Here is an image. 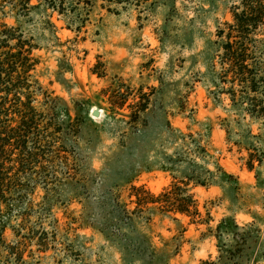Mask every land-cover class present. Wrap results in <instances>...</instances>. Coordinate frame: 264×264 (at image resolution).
<instances>
[{
    "label": "rangeland",
    "instance_id": "1",
    "mask_svg": "<svg viewBox=\"0 0 264 264\" xmlns=\"http://www.w3.org/2000/svg\"><path fill=\"white\" fill-rule=\"evenodd\" d=\"M11 2L0 0V22L20 24L38 44L34 78L62 99L70 124L48 153L62 145L64 158L48 155L44 170L22 181L21 194L33 206L21 223L41 234L42 245L27 243L25 263L6 257L2 246L0 264H264V119L239 115L221 93L228 85L218 76L214 43L234 0H126L108 5L113 12L96 0L83 11L88 23L80 33L67 27L75 14L70 2L64 14L42 5L23 16ZM94 108L99 117L91 115ZM176 129L205 148V163L186 147L175 154ZM192 162L210 171L217 162L237 182L188 184L202 216L209 212L208 225L178 213L131 212L128 180L157 194L191 172ZM13 203L6 245L18 239L13 232L25 206ZM225 217L246 239L221 236L232 254L208 231Z\"/></svg>",
    "mask_w": 264,
    "mask_h": 264
},
{
    "label": "trees",
    "instance_id": "2",
    "mask_svg": "<svg viewBox=\"0 0 264 264\" xmlns=\"http://www.w3.org/2000/svg\"><path fill=\"white\" fill-rule=\"evenodd\" d=\"M30 1L12 0L11 8L22 16L35 6L42 5L52 12L64 14L65 3L70 2L68 12L75 14H72L67 27H72L69 29L80 33L88 23L87 14L83 11H89L96 0H35L36 4H31ZM106 1V10L113 12L115 8L108 5L123 3L126 0ZM100 6L104 7L103 4ZM229 11L230 21L224 22L222 26L217 25L215 31L214 43L220 66L218 76L222 83L228 85L226 88H220V91L227 95L232 108L239 110V115L264 119V0H234ZM16 21L18 22V18ZM46 23L49 24L46 30L48 34L57 39L54 35V25L51 22ZM19 28L18 23L14 27L0 22V247H6V257H11L18 263H25L23 254L27 243L35 239L40 247L43 238L34 231H24L21 223L33 206L32 199L27 197L28 194H21L22 181L26 175L44 170L43 162L48 155L64 158L61 156V153H65L62 145H58L55 152L48 153L51 152L57 135L70 124V116L62 99L51 96V92L44 89L37 78H34L33 72L39 60L33 55V50L39 46L33 42V38L24 36ZM138 101L137 104L140 103ZM116 105L112 104L115 107H121L123 104ZM225 129L228 132V126H225ZM176 131L179 145L175 154L181 156L180 148L186 147L192 155L202 158L205 163L208 153L199 145L197 139L177 129ZM186 137L191 138V143L185 140ZM248 156L246 167L252 170V156L250 153ZM257 161L260 163L261 157L257 158ZM189 165L193 168L191 172L184 178H173L170 184L157 194L128 180V197L134 204L131 212L157 210L164 214L178 213L188 217L191 222L208 225L209 212L206 210L205 216H202L199 202L187 187L188 184L208 187L219 182H237L233 175L224 171L217 162L213 163L214 171L201 169L196 162ZM45 177L48 182L49 177ZM22 199L25 200L21 201ZM13 202H20L25 206L23 211L18 212L20 222L13 232L18 239L6 245L3 239L4 230L8 226L14 229L10 224L7 209L8 206L15 205ZM86 219L82 218L81 226L87 224ZM238 229L231 217L222 218L214 228L208 227V231L213 232L217 239L219 248L226 254H232V251L231 248L221 246L224 244L221 242V236L232 232L238 234L240 239L246 240L245 235ZM39 249L44 251L46 248ZM218 257L221 258L222 255L219 254Z\"/></svg>",
    "mask_w": 264,
    "mask_h": 264
},
{
    "label": "water",
    "instance_id": "3",
    "mask_svg": "<svg viewBox=\"0 0 264 264\" xmlns=\"http://www.w3.org/2000/svg\"><path fill=\"white\" fill-rule=\"evenodd\" d=\"M91 115L93 117H99L100 116V110L98 108H94L92 111H91Z\"/></svg>",
    "mask_w": 264,
    "mask_h": 264
}]
</instances>
